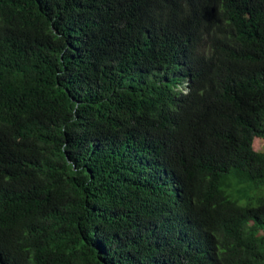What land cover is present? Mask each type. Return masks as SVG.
<instances>
[{
  "label": "trees",
  "instance_id": "trees-1",
  "mask_svg": "<svg viewBox=\"0 0 264 264\" xmlns=\"http://www.w3.org/2000/svg\"><path fill=\"white\" fill-rule=\"evenodd\" d=\"M254 137L264 0H0V264H264Z\"/></svg>",
  "mask_w": 264,
  "mask_h": 264
},
{
  "label": "rangeland",
  "instance_id": "rangeland-1",
  "mask_svg": "<svg viewBox=\"0 0 264 264\" xmlns=\"http://www.w3.org/2000/svg\"><path fill=\"white\" fill-rule=\"evenodd\" d=\"M253 146L258 150H264V138L254 137ZM259 190H261V193H264V185ZM239 202L246 203L248 199L241 198Z\"/></svg>",
  "mask_w": 264,
  "mask_h": 264
}]
</instances>
